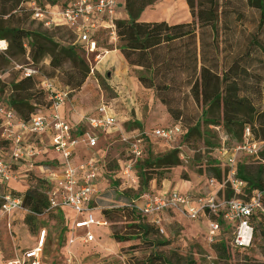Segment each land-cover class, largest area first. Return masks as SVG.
Here are the masks:
<instances>
[{
  "label": "rangeland",
  "instance_id": "374dc122",
  "mask_svg": "<svg viewBox=\"0 0 264 264\" xmlns=\"http://www.w3.org/2000/svg\"><path fill=\"white\" fill-rule=\"evenodd\" d=\"M221 3H231V15L227 19L229 27L220 29L217 40L219 43L220 58H225L227 65H235L236 75L241 83L240 95L251 103L250 108L242 114L243 119H249L255 134L262 138L264 130V27L260 26L261 12L249 8L246 0H220ZM158 4V3H157ZM156 5V4H155ZM147 7L140 20L146 22L165 21L174 15L169 7ZM4 17L12 19L14 25L30 31H41L49 35L53 41L65 47L71 40L65 32L50 33L36 21L22 13L18 8ZM11 18V16H13ZM122 19L129 20L128 11H123ZM170 24H175L171 20ZM207 39L212 42L214 34L208 28ZM9 48L10 43L7 40ZM30 43V42H29ZM66 43V44H65ZM101 48L108 51H117L118 38L110 42V36L105 34L101 41ZM28 48L30 45L28 44ZM4 47V44H2ZM7 48V50H8ZM104 49H100L101 54ZM7 50H0V103L6 97L21 94L16 91L25 76L27 69L32 68L41 76L52 80L58 89H70L68 101L77 108L83 116L77 135L84 131H91L99 138L97 148H85L80 143L78 149H83L86 157L93 153L105 158L108 173L100 180L95 198V206L100 211L117 208H129L131 218L106 217L108 226H94L93 234L96 243L72 244L71 225L74 213L71 210L46 209L40 215H35L31 224L27 217L29 209L3 215L0 212V264H9L18 259L29 249L36 247L39 236L46 231V242L43 249V259L46 264H264V229L259 228L255 235L254 244L248 250L229 249L227 253H218L205 240L207 220L202 218L191 222L180 214L164 216V232L152 231L144 234L134 227L139 222L148 225L134 207L139 195L144 191L162 194L165 191H179L183 194H207L210 174L205 171L206 165L213 162L216 155V146L221 140L233 137L228 131L223 116L213 118L206 115L208 106L198 104L191 97L175 94L173 107L183 111L182 125L185 129H192L190 134L177 137L174 142L164 143L155 139L146 140V157L139 161L135 173L138 175L139 185L133 184L122 176L121 165L129 158L128 143L124 141L122 129L128 133L151 132L158 127H168L179 122L168 113L167 108L155 96L154 90L138 87V75L144 73L140 68L131 67L122 60L102 61L97 55L85 54L90 67L88 77L83 86L74 91L66 81L70 80L71 65L66 63L61 68L51 67V57L45 55L41 61L34 60L32 55H11ZM207 54L213 55V48ZM7 53V54H6ZM226 68L221 64L220 71ZM35 90L38 101L34 112H45V101L36 92L39 79L35 77ZM263 91V92H262ZM110 104L118 118V128L112 132L93 130L89 126V118L96 115L102 101ZM36 105V100H31ZM252 108L254 112L251 113ZM1 121V120H0ZM214 121V122H207ZM213 123V124H209ZM227 134L231 135L228 136ZM264 139V138H262ZM1 140V138H0ZM33 141V139L31 140ZM44 154L36 158L32 164L22 161L13 165L12 169L18 174V180L8 183L10 190H36L46 198L50 188L46 173L43 170L60 168L61 155L49 147V140L43 139ZM10 150V145L6 147ZM216 150H215V149ZM177 150L181 158V165L170 169L155 170L149 177V187L142 188L141 174L145 173V162L151 158L161 157ZM153 155V156H152ZM264 160V157H263ZM43 168V170H42ZM259 164L250 166L249 172L256 176ZM160 175L166 179L160 180ZM10 184V185H9ZM21 193V192H18ZM96 219H100V212H95Z\"/></svg>",
  "mask_w": 264,
  "mask_h": 264
},
{
  "label": "built area",
  "instance_id": "2783aa9c",
  "mask_svg": "<svg viewBox=\"0 0 264 264\" xmlns=\"http://www.w3.org/2000/svg\"><path fill=\"white\" fill-rule=\"evenodd\" d=\"M124 1L26 0L24 8L44 29L67 33L71 39L68 45H81L87 55L101 58L109 51L101 48L95 37L104 32L110 36V42L117 40L116 22L121 15L119 5H124ZM7 48V42L0 41V50ZM100 49H104L102 54ZM23 75L39 79V86L49 94L51 104L45 112H38L29 121L19 119L7 103L0 104V138L10 142V150H0V212L10 215L24 210L23 197L8 190V183L18 180V174L12 166L22 161L32 164L42 156V139L48 136L49 147L61 155L58 170L42 168L50 184L47 193L49 209L73 211L70 227L72 244L96 243L93 227L108 226V221L95 217L98 211L95 206V198L99 193L97 187L100 180L104 179L102 170L106 161L102 163L93 156L76 163L74 156L80 143L94 149L98 146L99 138L91 131L77 135L79 126L72 127L63 117L61 109L69 99V88L58 89L52 80L32 68ZM118 122L114 109L105 101L101 103L98 115L89 118L91 129L107 133L119 129ZM122 133L124 141L128 143L129 158L121 165V173L128 181L138 185L135 168L146 155V140L152 138L171 143L185 132L181 125L175 124L141 133H128L122 129ZM263 151L264 139L257 138L252 129L246 127L240 143L229 144V138L222 139V145L216 152L228 171L222 181L208 179L207 194H183L175 190L162 194L144 191L135 201L134 207L149 217L161 232H164L165 215L180 214L191 222L205 218V240L210 247L226 242L232 249L248 250L253 246L259 228L264 229V185L250 191L249 183L238 175V165L243 159H254L260 160L264 169V160L260 158ZM45 242L46 231L43 230L36 247L25 251L9 264H46L43 259Z\"/></svg>",
  "mask_w": 264,
  "mask_h": 264
},
{
  "label": "trees",
  "instance_id": "16d2710c",
  "mask_svg": "<svg viewBox=\"0 0 264 264\" xmlns=\"http://www.w3.org/2000/svg\"><path fill=\"white\" fill-rule=\"evenodd\" d=\"M25 1L0 0V41L7 40L10 43L7 53L32 55L37 62L41 61L45 55H49L53 68H61L69 63L72 71L66 85L74 91L80 89L90 72L88 63L82 57L86 54L83 46L66 45L63 47L41 31L26 30L14 25L12 19L4 20V17L12 12L18 3L20 4L18 9L32 19V15L25 11ZM159 1H124V5L120 9V19L116 22L117 51L129 66L144 71L138 75L139 82L144 88L154 90L155 96L167 108L168 113L182 126L184 134L189 135L193 130L185 129L182 125V109L172 106V102L175 101L174 95L179 93L191 97L198 104L202 103L208 106V111H205L206 115L210 114L213 118H218L222 114L223 122L228 131L233 134V137L227 134L231 137L229 144L240 143L243 140L246 127H250L254 132L253 128L247 125L251 121L242 118L243 112L248 110L252 104L247 102L248 98L240 95L241 83L235 77V65H227L225 58H220L217 40L220 29L229 27L227 19L232 12L231 3H221L220 0H187L193 18L190 22L170 24L166 21H141L140 17L144 10ZM246 2L249 8L261 12L260 26L264 27V0H246ZM125 10L128 11L129 20L122 19ZM13 17L14 15L11 16V18ZM40 26L42 27V25ZM208 28L214 34L212 42L207 40L209 38L206 35ZM104 35V32H100L95 37L99 41L100 47H102L100 41ZM27 42L30 45L28 49L26 48ZM210 48H213V55L206 52ZM223 63L226 64V68L221 72L220 68ZM34 81L35 77L23 78L18 85H15V90L23 92V95L6 97L2 102L7 103L16 112L18 118L23 121H29L33 115L37 114L34 112L36 106L42 105V102L38 101L36 93L30 92L36 88ZM38 89L36 92L44 99L46 109L51 104L49 94L40 86ZM32 99L36 100V105L31 101ZM253 112L252 108L251 113ZM256 137L260 138L257 135ZM262 138H264V130ZM9 145V141L0 140V150L7 149L6 147ZM221 145L222 140L215 148L218 149ZM263 157L264 151L260 158L263 160ZM151 158L145 162V173L141 174L142 188L149 187V182L153 179L149 176L155 171L153 166L158 169H170L181 165V158L177 150L161 157H155V160H151ZM213 158V162L206 165L205 171L210 174V178L222 181L228 169L221 163L217 153ZM255 164H259V168L256 176H253L249 172V168ZM107 173L108 165L106 163L102 170L103 177ZM238 175L249 183L250 191L262 188L264 185V169L260 160L243 159L238 165ZM136 176L138 177L137 174ZM159 178L160 180L166 179L165 175H160ZM20 196L23 197L24 207L31 212L27 217L28 224H31L35 215H40L44 210L49 209L48 197L43 198L36 190H29L25 195ZM1 206L2 201L0 200V209ZM112 215L114 218L116 216V218H131L132 214L127 207L100 211V218L106 221V217ZM140 215L148 225L139 222L134 227L136 230L144 234L159 231L149 217L141 213ZM212 248L222 254L227 253L231 247L226 242H220L213 245Z\"/></svg>",
  "mask_w": 264,
  "mask_h": 264
},
{
  "label": "crops",
  "instance_id": "0c3cea01",
  "mask_svg": "<svg viewBox=\"0 0 264 264\" xmlns=\"http://www.w3.org/2000/svg\"><path fill=\"white\" fill-rule=\"evenodd\" d=\"M162 5H164V7H169L170 9H172V11L175 12V14L172 15V16H170L169 14H165V15H168V18H171V19H164L168 23L172 22L171 20H175L174 22H176L175 24H177V23H182V22H190L193 19L190 7H189V5L187 3V0H160L158 2V4H156L155 6L156 7H160ZM101 57H102L101 58L102 61H104V60H106V61H115V60H117L118 61V59H119V60H122L123 62H125V64L127 63L125 61V59L119 54L118 51H109L107 54H105V55H103ZM137 85H138V87H141V88L145 89L142 86V84L139 82V80L137 81ZM99 107H98V109H99ZM98 109H97L96 115H98ZM61 113H62L63 117L67 120L68 123H70V125L72 127H75V126L78 127L83 121V116L79 113L77 108H75L74 106H72L70 104L69 101H66V103L62 106ZM44 138H47L49 140L48 136H44L43 139ZM84 147L86 148L87 146H84ZM93 156H95V158L97 160H101L102 163L105 161V158L104 157L101 158V156H98L97 153L96 154L93 153L91 157H93ZM74 157H75V162L76 163H82L84 160L91 158V157H86L83 154V149L80 151L78 148L75 151V156ZM8 190H10V189L8 188ZM10 191H13L16 195H21L22 192H23V191H17V190H10ZM18 192H21V193H18ZM98 212H100V210H98ZM77 244H79V243H77Z\"/></svg>",
  "mask_w": 264,
  "mask_h": 264
},
{
  "label": "water",
  "instance_id": "95a60500",
  "mask_svg": "<svg viewBox=\"0 0 264 264\" xmlns=\"http://www.w3.org/2000/svg\"><path fill=\"white\" fill-rule=\"evenodd\" d=\"M119 6H120V7H122V6H123V4H120Z\"/></svg>",
  "mask_w": 264,
  "mask_h": 264
}]
</instances>
